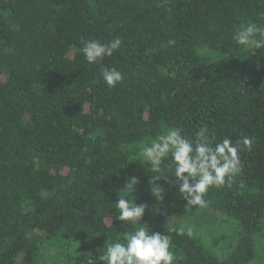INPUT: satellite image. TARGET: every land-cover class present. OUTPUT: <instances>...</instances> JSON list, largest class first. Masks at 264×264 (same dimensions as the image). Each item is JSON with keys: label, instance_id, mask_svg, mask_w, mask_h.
<instances>
[{"label": "trees", "instance_id": "trees-1", "mask_svg": "<svg viewBox=\"0 0 264 264\" xmlns=\"http://www.w3.org/2000/svg\"><path fill=\"white\" fill-rule=\"evenodd\" d=\"M262 15L261 0H0V264H42L48 242L76 244L67 264H85L123 242L133 229L115 202L129 176L148 205L141 225L170 237L174 264H249L264 230V50L234 35ZM116 37L112 57L86 61L82 41ZM110 68L124 77L114 88ZM202 126L214 142L253 138L240 173L209 188L204 207L162 179L158 203L135 154L169 127L195 139ZM179 206L236 220L235 252L214 258L167 222Z\"/></svg>", "mask_w": 264, "mask_h": 264}, {"label": "clouds", "instance_id": "clouds-1", "mask_svg": "<svg viewBox=\"0 0 264 264\" xmlns=\"http://www.w3.org/2000/svg\"><path fill=\"white\" fill-rule=\"evenodd\" d=\"M234 40L241 50H264V24L253 20L241 23L235 30ZM81 43L84 58L90 65H95L106 57H112L121 47L122 40L116 37L107 43L94 39ZM102 78L108 87L114 88L124 77L118 69L110 68L102 73ZM252 143L253 138L249 136L235 143L229 138L214 142L206 126L200 127L195 139L184 137L179 128L169 127L150 144L142 145L135 158L140 165H147L142 167L150 174L148 191L158 203L162 204L165 197V189L158 183L163 179L178 187L180 196L188 205L204 207V197L209 188L230 184L240 173L242 166L238 153L250 148ZM169 160L174 176L172 180L165 175V162ZM138 183L137 177H127L115 202L118 210L115 220L122 228L127 225L133 230L123 231V242L107 244L102 255L93 256L89 252L85 264H174L176 261L170 237L153 231L147 224L141 225L148 205L136 202L133 193ZM122 192L126 195H120Z\"/></svg>", "mask_w": 264, "mask_h": 264}, {"label": "rangeland", "instance_id": "rangeland-1", "mask_svg": "<svg viewBox=\"0 0 264 264\" xmlns=\"http://www.w3.org/2000/svg\"><path fill=\"white\" fill-rule=\"evenodd\" d=\"M190 208L179 206L175 214H170L167 222L172 221L178 228L187 231L206 253L224 260L235 252L239 240L240 226L227 215L210 209L190 213ZM255 241L254 257L249 264H264V230ZM76 244L48 242L40 253L42 264H67L68 258L76 255Z\"/></svg>", "mask_w": 264, "mask_h": 264}]
</instances>
